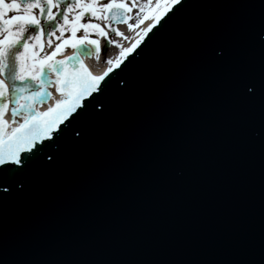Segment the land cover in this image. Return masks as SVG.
<instances>
[{"label":"water","instance_id":"water-1","mask_svg":"<svg viewBox=\"0 0 264 264\" xmlns=\"http://www.w3.org/2000/svg\"><path fill=\"white\" fill-rule=\"evenodd\" d=\"M183 4L110 74L84 139L22 189L0 187V264H264V110L230 87L262 68L245 38L264 7ZM208 40L231 45L227 67L208 62Z\"/></svg>","mask_w":264,"mask_h":264},{"label":"snow or ice","instance_id":"snow-or-ice-1","mask_svg":"<svg viewBox=\"0 0 264 264\" xmlns=\"http://www.w3.org/2000/svg\"><path fill=\"white\" fill-rule=\"evenodd\" d=\"M176 6L183 7V0H0V187L5 193L22 189L30 173L50 168L64 146L84 139L88 122L108 109L110 74L128 67L129 55L142 44L147 47L145 38L163 27L162 20L167 23L166 16L168 20L176 16ZM100 21L107 23L102 26ZM145 21H149L147 27L136 31ZM116 24L135 31L128 47L112 38L124 35ZM100 37L105 39L107 67L93 74L82 57L99 59ZM53 38L58 43L51 52H44V40L51 47ZM245 39L249 48L264 54V24L250 28ZM114 44L119 52L113 59L107 51ZM66 46L76 51L57 59ZM230 48L218 40L203 45L206 59L217 67L232 62ZM119 85L127 87V82L121 77ZM53 86L59 99L50 90ZM230 87L238 99L258 101L264 110V61L259 72L234 73ZM50 100L53 103L46 110L37 107ZM10 105L12 120L8 121ZM253 134L264 137V120Z\"/></svg>","mask_w":264,"mask_h":264},{"label":"bare ground","instance_id":"bare-ground-1","mask_svg":"<svg viewBox=\"0 0 264 264\" xmlns=\"http://www.w3.org/2000/svg\"><path fill=\"white\" fill-rule=\"evenodd\" d=\"M148 23H149V21H145L142 25H140L139 26V28H137L136 29V31H139L141 28H144V27H147V25H148ZM128 35V34H127ZM135 38V32H134V34L131 36V40H133ZM130 40V41H131ZM130 41L126 44V46L128 47L129 46V44H130ZM125 46V47H126ZM118 52L119 51H115L114 53H116L112 58H114L115 56H117L118 55ZM113 53V54H114ZM63 56H61V57H56L57 59H61ZM87 60H88V65H89V67H91V69H92V71H93V73L94 74H100V72H102L106 67H107V65L106 64H104L103 66H98L97 64H95L96 62L95 61H93L92 59H91V57H88L87 56ZM53 95H54V97L56 98V99H59V94L58 93H56L55 91H53ZM51 103H53V101H48L47 103H45L43 106H42V108L40 109L41 111H43V110H46L47 108H48V106H49V104H51ZM8 119H9V121H11V118L8 116Z\"/></svg>","mask_w":264,"mask_h":264},{"label":"flooded vegetation","instance_id":"flooded-vegetation-1","mask_svg":"<svg viewBox=\"0 0 264 264\" xmlns=\"http://www.w3.org/2000/svg\"><path fill=\"white\" fill-rule=\"evenodd\" d=\"M107 2V0H100V3H106ZM83 22V21H82ZM102 21H100V23H101ZM103 22H105V21H103ZM67 34H68V32H66ZM78 33V32H77ZM69 36V35H68ZM46 40V39H45Z\"/></svg>","mask_w":264,"mask_h":264},{"label":"rangeland","instance_id":"rangeland-1","mask_svg":"<svg viewBox=\"0 0 264 264\" xmlns=\"http://www.w3.org/2000/svg\"><path fill=\"white\" fill-rule=\"evenodd\" d=\"M11 115V117H12V114H10ZM17 119L19 120V117H17Z\"/></svg>","mask_w":264,"mask_h":264}]
</instances>
